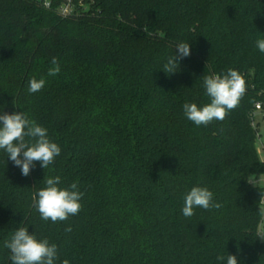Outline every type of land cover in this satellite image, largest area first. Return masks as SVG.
Returning <instances> with one entry per match:
<instances>
[{
  "label": "trees",
  "instance_id": "obj_1",
  "mask_svg": "<svg viewBox=\"0 0 264 264\" xmlns=\"http://www.w3.org/2000/svg\"><path fill=\"white\" fill-rule=\"evenodd\" d=\"M50 1L0 0V113L24 111L61 148L27 177L0 149V264H12L4 245L19 227L57 246L54 264H264L260 190L246 179L264 173L252 121L264 107V0H74L69 16ZM178 42L191 54L167 75ZM53 57L61 70L49 76ZM229 69L246 81L239 107L195 125L183 105L209 103L204 76ZM32 78L45 87L30 93ZM56 176L84 195L53 223L33 197ZM194 186L221 207L184 218Z\"/></svg>",
  "mask_w": 264,
  "mask_h": 264
},
{
  "label": "clouds",
  "instance_id": "obj_2",
  "mask_svg": "<svg viewBox=\"0 0 264 264\" xmlns=\"http://www.w3.org/2000/svg\"><path fill=\"white\" fill-rule=\"evenodd\" d=\"M256 47L264 53V39L256 41ZM176 53L164 63L162 70L170 75L179 70L180 61L190 56V44L178 42L175 45ZM48 75L56 76L60 72V65L55 57L52 58ZM45 79L32 78L29 81L28 91L36 93L45 87ZM203 85L210 102L203 106L196 103H185L183 112L185 117L195 125H205L215 121H223L228 113L239 107L240 100L246 92V81L235 69H229L224 75H206ZM0 149L4 150L7 157L16 167L21 169L25 177L30 175L39 162L46 169L61 153L60 146L52 142L47 134V129L36 123L35 120L23 112L0 113ZM247 182L260 190L258 201L259 214L264 219V173L257 178L250 175ZM59 176L47 178L46 187L40 189L33 197L34 206L45 221L53 223L66 221L81 210V198L84 193L78 188V183H72L68 188H61ZM205 210L220 208L221 204L214 202L213 193L207 187L194 186L184 196L182 215L190 218L194 215L195 208ZM65 231L70 232L71 227ZM257 237L264 240V229L257 231ZM10 250L12 264H54L57 255V246L50 244L48 239H38L34 233H29L27 227H19L9 241L4 245ZM218 261L225 260L224 256H217ZM62 264H69L64 260ZM226 264H238L236 255H227Z\"/></svg>",
  "mask_w": 264,
  "mask_h": 264
},
{
  "label": "built area",
  "instance_id": "obj_3",
  "mask_svg": "<svg viewBox=\"0 0 264 264\" xmlns=\"http://www.w3.org/2000/svg\"><path fill=\"white\" fill-rule=\"evenodd\" d=\"M46 7L51 6L50 0H45ZM59 11L64 16H69L77 13L74 0H62ZM264 116V107L262 102H257L255 104V110L252 114L253 126L257 129V150L261 159L264 160V129L259 130L256 124V118Z\"/></svg>",
  "mask_w": 264,
  "mask_h": 264
}]
</instances>
